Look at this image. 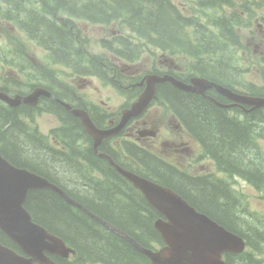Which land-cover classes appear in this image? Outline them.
Wrapping results in <instances>:
<instances>
[{
	"label": "trees",
	"instance_id": "1",
	"mask_svg": "<svg viewBox=\"0 0 264 264\" xmlns=\"http://www.w3.org/2000/svg\"><path fill=\"white\" fill-rule=\"evenodd\" d=\"M27 1L28 4L26 0H4L0 3V23L14 26L29 41L49 50L54 58L62 54L66 63L71 56L70 47L74 39L63 29L68 30V27L58 25L57 18L63 13L98 24L122 21L138 38L163 51L179 50L196 57L206 51L209 57L203 69L207 76L218 83H229L235 78V74L229 72L230 65L221 58L227 53L219 37L216 41L209 28L194 18L184 16L171 0ZM209 1L218 5H233V0ZM261 2L264 5V0ZM191 27H194L193 37L198 47L190 44L192 33L188 34V28ZM120 44L124 50L136 54L130 48L131 42L123 40ZM75 53L80 55L82 51L77 48ZM117 54L119 57L126 56L124 52ZM0 61L6 62L7 54H0ZM80 66L83 67L81 63ZM5 81L8 84L15 82L13 79ZM158 92L162 93L171 110L187 128L202 141L205 151L221 171L240 176L259 190H264V151L259 150L254 138H251L254 134L264 138V132L259 129V126L264 128L262 110L252 112L246 120L240 121L230 118L225 110L213 103L169 84L158 87ZM52 105L59 110L56 112ZM25 108L30 107L7 108L0 102V152L13 165L48 178L73 200L134 238L141 246L151 249L152 244L163 245L154 227L160 215L140 192L135 191L114 168L96 156L91 147L79 152L75 149V152L100 171L104 179L81 174L83 166L73 154L53 148L48 140L23 120L32 119L33 116ZM63 109L53 102L46 104L43 112L57 115L59 111H64L70 121V138L73 137L70 130L74 127L79 128V133H84L80 121ZM21 112L23 117L19 118ZM58 133L52 132L56 138ZM69 149L71 151V145ZM147 157L153 161L144 163L148 169L141 172L142 176L173 189L201 213L245 239V252L229 254L227 264H264V255L257 258L258 254L264 253L261 250L264 248V218L243 210L226 183L208 175L193 178L151 155ZM25 206L37 223L75 246L81 259L105 264H151L127 239L84 211L69 205L53 191H32ZM0 243L17 249L2 232ZM254 259L256 261L252 263ZM62 263L68 264L63 260Z\"/></svg>",
	"mask_w": 264,
	"mask_h": 264
},
{
	"label": "rangeland",
	"instance_id": "2",
	"mask_svg": "<svg viewBox=\"0 0 264 264\" xmlns=\"http://www.w3.org/2000/svg\"><path fill=\"white\" fill-rule=\"evenodd\" d=\"M3 1L0 0V3ZM178 1L186 2V0ZM26 2L27 4L29 3L27 0ZM241 3L242 1L239 0L236 6H239ZM204 6L207 9L202 13L201 21L208 24L209 21L219 15L217 17L219 19L218 24H221L224 28V15L226 13H219L217 8H214L210 2H204ZM238 15L241 20L244 19L242 14ZM62 21L76 33L87 39V48L97 54L101 53V39H112L120 35H128V32L120 29L121 24L119 23V25L113 24L106 26L83 19H71L66 15L62 17ZM226 23L228 24L229 21H226ZM214 30L219 32L216 27H214ZM229 35L235 40V43L228 42V47L225 51L227 54L221 56L222 60L232 67H238L244 81L258 82L261 77L258 71L260 58L264 56V29L261 28L257 20H251L249 27L237 31L233 29L229 30ZM0 54H7V61H0V89L8 91L12 94L11 96H16L29 93L33 90L35 84L41 85L44 83V74H46V69L50 67V61L46 60V51L37 46L36 43L29 41L14 26L8 25L7 23H0ZM88 55L86 53L84 57L88 59ZM76 63L80 64L79 62ZM163 63H174L179 67L183 65L179 60L169 59L166 55L156 50L148 49L143 53L141 60L137 64L131 66L120 63L119 67L124 75L129 76L131 73L144 74L150 68H165L162 66ZM202 65L205 67L203 63ZM231 66H228L229 72L235 74V70ZM250 70H253L256 74H251ZM56 71L59 73V79L62 83L73 85L79 95L109 111L110 114L107 116V120L113 119L112 114H115L117 118L120 117V115L116 116V114L122 109V106L125 104V99L120 97L113 89L110 90L109 87L105 86L100 87V81L95 78H71L69 77V71L62 67L57 68ZM6 79H13L15 82L8 84L5 81ZM55 86L59 87L57 84ZM22 115L21 112L19 118L23 117ZM171 118L172 116L165 109L157 106H153L145 116V120L149 124L158 121L161 124L160 128L162 133L165 130L175 132L177 142L187 141L188 138L183 139L180 132L175 129L173 130L169 122ZM30 124L33 128L37 127L45 135L43 137L45 139L46 137L48 138L49 142H51L48 136L50 131L59 126V122L55 116L48 114L36 116L34 122H30ZM191 145L193 147V143ZM159 151L162 152L163 160L167 163L176 165L180 169H183V166L189 167L190 170H187V172L191 175H199L204 171L214 174L220 180L227 183L231 192L237 196L243 210H246L247 213L253 212L255 216L264 218V190H259L253 184H249L239 177L220 173L215 164L207 158L200 161L199 150L196 148V144L194 145V152L196 151V153L191 159L185 158L184 154L175 152L174 149L169 147L159 148ZM83 171L84 169H80L81 174ZM84 173L86 177L89 175V171H84ZM261 250H264V248ZM261 255H264V253L258 254L257 258L262 257ZM251 261L255 263L253 261L256 260ZM81 264H86V262L82 261Z\"/></svg>",
	"mask_w": 264,
	"mask_h": 264
},
{
	"label": "water",
	"instance_id": "3",
	"mask_svg": "<svg viewBox=\"0 0 264 264\" xmlns=\"http://www.w3.org/2000/svg\"><path fill=\"white\" fill-rule=\"evenodd\" d=\"M166 81L168 79L160 80L156 77L147 79L149 83L158 84ZM196 85L200 87V90L207 87V83L204 82L196 83ZM179 88L191 91L187 87L180 86ZM155 90V85H149L139 101L133 105V110L125 117L123 125L146 110L151 102V97L153 94L155 95ZM36 97L37 95L31 99L34 100ZM0 99L11 106L16 104L5 94H0ZM74 114L96 140L94 145L96 150L105 133H101L95 128L87 113L75 111ZM119 172L131 181L144 194L147 201L167 219V222L157 220L155 223L156 229L161 233L166 243V247L159 251L146 249L133 239L127 238L136 249L150 259L152 264H225L222 261L223 254L243 252L245 245L242 238L227 231L208 216L199 213L173 190L129 172L123 170H119ZM45 189L53 190L69 205L82 209L91 218L102 222L88 210L72 201L47 179L27 170L16 168L0 156V230L33 258L25 260L14 251L0 245V264H33V262L50 264L44 256L45 252L68 257L69 251L65 248L64 243L34 223L23 207L29 193ZM102 223L116 231L110 225Z\"/></svg>",
	"mask_w": 264,
	"mask_h": 264
},
{
	"label": "flooded vegetation",
	"instance_id": "4",
	"mask_svg": "<svg viewBox=\"0 0 264 264\" xmlns=\"http://www.w3.org/2000/svg\"><path fill=\"white\" fill-rule=\"evenodd\" d=\"M168 69H177L178 67L175 66L174 64H170L167 66ZM49 102H48V101ZM56 103L57 105L61 106L56 99L54 98H41L37 104L36 107L38 108H33V109H38L41 112H43L44 106L48 103ZM62 107V106H61ZM52 108L53 105H52ZM63 108V107H62ZM72 109L76 108V105L72 103L71 105ZM77 108H81V106H77ZM56 109V108H54ZM87 110L90 111V115L95 112L97 115L98 113L96 111H93L92 109L86 108ZM63 110L67 111L69 114H71L74 118H76L72 112L66 108H64ZM57 116L59 117L61 124H62V128L60 129L59 132L63 133L64 135L66 134L68 128H69V119L66 117L65 112L64 111H59L57 113ZM77 119V118H76ZM105 121H108L107 119ZM174 123V120H171ZM118 124V119H111L109 120V127L108 128H113ZM106 125H103V127H105ZM159 127V123L154 122L152 125H148L147 122L141 118L140 120L134 121L133 123H131L130 125H128L120 135L115 136L113 138H111L108 141V148L109 150L105 147H103V151L107 152V153H112L115 155L114 151L115 148H117L119 145L124 144L125 142L127 143H142V145H144L145 148L147 149H154V145L156 144L157 141H160V146L165 147L168 146L169 148L174 149L175 152L178 153H184L186 149H188V140L187 141H183L180 143H169L167 139H164L163 137H161V135L159 133L156 132H152L151 128H157ZM177 127H179L177 125ZM180 128V127H179ZM181 129V128H180ZM182 132H184L183 129H181ZM153 137V138H152ZM156 139V140H153ZM63 144H65L66 146L69 147V145L67 144V142H64ZM65 145H63V148L65 149ZM114 149V151H113ZM145 159L143 158L144 163H148L149 161H153L151 159H149L145 154ZM157 156L159 157V155L157 154ZM159 159V158H158ZM146 166V164H145ZM148 167V165L146 166Z\"/></svg>",
	"mask_w": 264,
	"mask_h": 264
},
{
	"label": "bare ground",
	"instance_id": "5",
	"mask_svg": "<svg viewBox=\"0 0 264 264\" xmlns=\"http://www.w3.org/2000/svg\"><path fill=\"white\" fill-rule=\"evenodd\" d=\"M219 33V32H218ZM193 49V48H192ZM75 65L76 66H80V64H78V63H76L75 62ZM205 65V64H204ZM204 68V67H203ZM206 68V67H205ZM10 95V97H11V99H13L15 102H16V104L18 105V106H24L25 105V103H24V99H23V96L22 95H16V96H11L12 94H9ZM85 111V113H87V114H90V111L89 110H87V109H85L84 110ZM71 131V130H70ZM251 134V133H250ZM83 174V173H82ZM161 180V179H160ZM164 182V181H163ZM162 183V182H161ZM167 186V185H166ZM170 186V185H169ZM97 215V214H96Z\"/></svg>",
	"mask_w": 264,
	"mask_h": 264
}]
</instances>
